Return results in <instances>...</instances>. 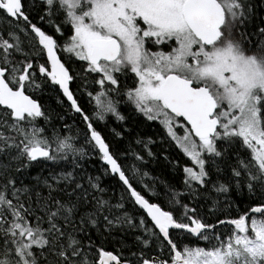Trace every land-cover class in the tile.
<instances>
[{"label": "snow or ice", "instance_id": "6c2138e0", "mask_svg": "<svg viewBox=\"0 0 264 264\" xmlns=\"http://www.w3.org/2000/svg\"><path fill=\"white\" fill-rule=\"evenodd\" d=\"M254 12L252 0H0V264H264ZM48 91L83 128L45 106ZM136 117L180 157L164 156L180 187L145 170L158 142L133 135ZM110 118L124 146L98 129ZM84 144L102 175L84 170ZM233 193L249 201L235 216Z\"/></svg>", "mask_w": 264, "mask_h": 264}, {"label": "trees", "instance_id": "16d2710c", "mask_svg": "<svg viewBox=\"0 0 264 264\" xmlns=\"http://www.w3.org/2000/svg\"><path fill=\"white\" fill-rule=\"evenodd\" d=\"M253 4L255 5V22L259 23L261 18H264V0H252ZM72 88H76V84L74 83L72 85ZM79 95V93H77ZM58 97L59 99L63 100V96L58 91H48L44 93L43 96V103L45 106L50 109L54 114H58L60 116H63L64 119L68 122V124L73 125L74 128H83L84 125L80 121L78 115L74 112H72L70 109L67 108V104L61 105L58 103ZM81 103L83 104L86 111L91 110V106L87 103V97H83L81 100ZM121 110L125 111L127 114L126 109L124 106H121ZM141 121L139 125H137L136 121ZM60 123H63L61 121ZM127 127L133 128L134 132L133 135L139 134L141 136H144L145 138L148 136H152L153 139L157 140V144L153 147V151H155L158 155V159L155 161H151L147 167L146 171H149L154 176H159L162 180L167 179L173 181L178 187H180V178L181 173L177 171L176 169H173L167 160L164 159L165 155H169V158H180L178 157L175 150L168 149V144H160L159 141L161 138L164 137V132L156 122H143L142 117H136L133 121H130L127 125ZM98 129L113 143L117 144L118 146H124L126 144V141H120L112 136L111 129L117 128V130H120L119 122H117L114 118H110L107 121V124L100 123L97 125ZM84 148L89 152V155L86 156L81 163L84 164V170L87 173H90L92 175H102V164L101 162L96 159L89 149V146L84 144ZM165 149H168L166 152ZM137 150L139 148L137 147ZM181 163H183V160L181 159ZM69 170H71V167L69 166ZM47 169H43V174H46ZM31 176L26 177V179H30L31 177H34L38 174L42 173V166H36L33 169L30 170ZM103 182L105 186L111 185L112 188L110 189L108 195L110 197H114L115 199L119 198L120 195V189L116 186V182L112 180L111 178L107 176H102ZM216 196L217 194H213ZM234 203L239 204V209L233 208L231 212L227 213L228 215L235 216L238 213H242L245 209L249 206V201L246 198V193H233L230 197ZM218 199L221 201V205L223 206V201L225 200L224 195H219ZM207 207V206H205ZM214 219V218H213ZM226 230V229H225ZM127 242L130 245H133V251L136 250V247L134 245V237L129 236L127 238ZM203 243V242H201ZM127 254V253H126Z\"/></svg>", "mask_w": 264, "mask_h": 264}]
</instances>
